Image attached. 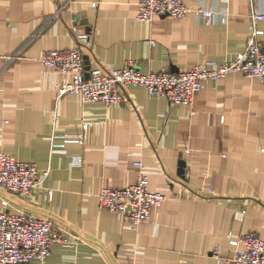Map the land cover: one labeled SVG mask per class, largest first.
<instances>
[{
	"label": "crops",
	"instance_id": "obj_1",
	"mask_svg": "<svg viewBox=\"0 0 264 264\" xmlns=\"http://www.w3.org/2000/svg\"><path fill=\"white\" fill-rule=\"evenodd\" d=\"M138 1L0 0V153L48 169L30 197L1 187L0 197L11 213L48 215L83 237L53 243L43 261L26 264H237L228 233L264 239V81L232 72L202 83L192 105L140 85L125 86L127 101L106 107L57 94L70 76L39 57L74 46V27L92 35L83 50L91 67L134 58L144 73L179 71L234 58L251 33V6L264 8V0H181L228 8L226 23L205 24L193 13L137 20ZM256 27L264 45V21ZM135 160L149 189L166 198L133 226L100 209L96 194L135 182Z\"/></svg>",
	"mask_w": 264,
	"mask_h": 264
},
{
	"label": "built area",
	"instance_id": "obj_2",
	"mask_svg": "<svg viewBox=\"0 0 264 264\" xmlns=\"http://www.w3.org/2000/svg\"><path fill=\"white\" fill-rule=\"evenodd\" d=\"M193 13L198 22L205 24L226 23L229 19L227 7L208 8L199 2L188 5L181 0H139L135 15L137 20H150L154 15L183 17ZM251 33L242 50L234 58L216 61L208 60L189 69L144 73L139 61L128 58L120 67H91L84 61L83 50L89 49L93 39L90 32L73 28L76 44L70 48L44 50L39 59L53 69L70 76V79L55 86L58 95L76 94L83 102L98 101L104 107L127 101L125 86L140 85L155 97L167 99L173 104L192 105L195 93L202 83L216 80L232 72L257 77L264 81V45L258 39L262 30L256 27L264 21V8L251 6ZM150 42L153 43V40ZM193 113V112H192ZM54 111L52 120L58 119ZM90 123L83 122L86 129ZM76 137L81 133L73 134ZM78 165L81 158L75 156ZM138 170L135 182L120 187H102L97 192L98 207L120 213L133 226L149 218L152 207L160 205L166 196L150 190L149 179L140 160L133 161ZM48 174L40 171L32 161L16 160L12 155L0 153V187L7 193H18L30 197ZM213 193V190H208ZM51 195V189H48ZM7 195L0 197V264H26L33 260L43 261L51 252L53 243H78L83 240L79 233L57 226L48 215H37L27 210L17 213L9 211ZM229 243L236 246L232 260L237 264H264V239L254 232H246L238 238L226 235Z\"/></svg>",
	"mask_w": 264,
	"mask_h": 264
},
{
	"label": "water",
	"instance_id": "obj_3",
	"mask_svg": "<svg viewBox=\"0 0 264 264\" xmlns=\"http://www.w3.org/2000/svg\"><path fill=\"white\" fill-rule=\"evenodd\" d=\"M86 63V62H85Z\"/></svg>",
	"mask_w": 264,
	"mask_h": 264
}]
</instances>
